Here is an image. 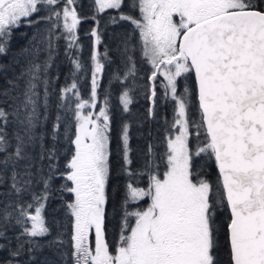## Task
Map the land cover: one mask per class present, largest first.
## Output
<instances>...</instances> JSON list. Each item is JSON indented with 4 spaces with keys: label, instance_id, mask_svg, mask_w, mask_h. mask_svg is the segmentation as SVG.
Segmentation results:
<instances>
[{
    "label": "snow or ice",
    "instance_id": "6c2138e0",
    "mask_svg": "<svg viewBox=\"0 0 264 264\" xmlns=\"http://www.w3.org/2000/svg\"><path fill=\"white\" fill-rule=\"evenodd\" d=\"M57 4L58 0H0V54L7 53L11 30L22 18L37 13L40 5ZM74 4L75 0H65L62 9L69 48L77 45L75 33L80 23ZM95 5L99 12L121 9L123 0H95ZM132 7H138L140 18L121 14L119 19L130 22L139 31L143 57L153 69L149 81L163 77L165 96L170 93L175 101L171 123L175 131L165 136L163 176L158 174L159 165L152 158L149 145L144 166L147 188L130 182L126 185L120 235L113 251L105 234L106 187L111 172L109 117L105 108L95 119L92 112H83L87 107H96L98 76L104 69L98 52L94 50L91 56V100L80 99L75 82L61 90L62 100L69 93L78 100L75 138L70 140L73 150L65 170L60 172L70 182L62 185L63 189L73 196L66 204L72 218V264H220L218 216L224 209L228 212L223 229L229 257L225 264H264V0H132ZM50 11L51 15L44 19H61L60 11ZM174 17H179V21ZM112 22L116 23V18ZM91 35L98 44L100 37L95 28ZM124 44L127 51V38ZM39 51L38 46L21 50L26 66L14 80L7 81L11 87L0 91L4 98L0 103L7 105V109L0 107V184L7 187L0 195L19 196L27 192L34 175L39 176L37 183L43 185V191L32 192V202L26 207L17 205L19 215L15 223L22 227L21 235L29 238V253L40 248L34 238L44 237L50 231L42 211L52 173L59 171L50 163L45 176L42 167L36 168L37 160L32 154L40 115L38 87L42 82L46 111L49 81H41V75L47 74L51 60L49 55L43 64L36 62ZM128 61L132 62L131 56ZM72 63L77 71L81 69L78 60ZM193 72L198 120L189 119V89L185 87L182 94H177V78ZM129 74L135 75L134 66L125 79ZM21 78H26L24 89L13 96L18 87L16 81ZM155 96L153 87L150 99ZM120 102L127 112L132 103L127 90ZM190 128L196 132L194 147L190 143ZM39 139V160L47 158L51 162L56 158L55 146L47 149L45 157L43 137ZM121 145L122 171L133 175L129 168L132 161L127 124L122 128ZM202 156L215 162V192L207 179H194L195 159ZM8 180L10 184L6 183ZM145 198L149 201L146 208L128 210L129 204ZM9 207L5 203L0 217L4 221L0 238L5 240L11 216ZM32 208L34 213L29 211ZM93 230L94 248L89 244ZM16 240L17 247L10 250L13 257L19 256L24 246L19 236ZM57 243L52 241L50 246Z\"/></svg>",
    "mask_w": 264,
    "mask_h": 264
},
{
    "label": "trees",
    "instance_id": "16d2710c",
    "mask_svg": "<svg viewBox=\"0 0 264 264\" xmlns=\"http://www.w3.org/2000/svg\"><path fill=\"white\" fill-rule=\"evenodd\" d=\"M64 3L65 0H58V4L54 6L40 5V10L37 13H34L29 18L22 19L11 30L7 53L0 54V65L7 66L0 68V91L11 87L7 81L14 80L19 76L22 68L26 66V58L21 53L22 49L38 46L40 51L36 62L41 64L51 55L47 74L41 75V81L44 79L49 81L46 111L43 83L41 82L38 87L40 115L34 130L37 142L32 148V154L37 160L36 168L42 167L45 176L49 174L50 163L59 170L52 173L48 188V198L42 211L46 226L50 231L44 237L34 238L39 243L40 248L31 253L28 251L27 240L29 238L21 235L22 227L17 225L15 220L19 215L17 205L26 207L28 203L32 202V192L39 193L43 191V185L37 183L39 176L34 175L33 183L29 186L28 191L22 192L19 196L15 194L11 196L0 195V217H2L5 203L11 205L8 208L11 216L6 231L8 240L0 238V264H5V261L9 260L12 264H72V218L67 211L66 204L73 199V196L63 189L62 185L65 183L70 184V182H67L60 175V172L65 170V164L73 150L70 140L75 138V111L78 100L71 93L68 94L65 100H62L61 90L75 82L80 99L91 100L93 68L91 56L94 50L98 52L104 69L98 76L96 107H87L83 109V112L84 114L92 112L94 117L95 111L102 104L105 106L109 116L108 136L111 172L109 183L106 187L105 234L111 250H115V245L120 235L126 185L130 182L135 186L147 188L148 175L144 166L146 159H148L149 145L152 146L153 150L152 158L159 165L158 174L161 177L163 176L165 168L161 158L166 150L165 136L169 132L175 131L171 129L175 102L169 94L165 96L164 79L162 76H157L154 81H149L148 78L151 76L153 69L143 57L139 31L130 22L119 19L121 14L140 18L138 7H132V0H123L121 9H107L104 12L97 10L95 0H75V4L72 7H75L80 23L75 33L77 45L72 48L68 47V41L65 39L66 33L63 30L62 9ZM50 8L61 12L59 21L56 20L55 16H52L51 20L44 19L51 15ZM113 18H116V23L112 22ZM29 21L32 22L30 23ZM53 25L59 26L53 27ZM94 28L98 31L100 37L98 44L95 43V37L91 35ZM125 38H127V51H125ZM49 43H51V48H49ZM129 56L132 57L131 63L128 61ZM73 60H78L81 64L79 71L75 69L72 63ZM133 66L135 75L129 74L127 79H125V74ZM25 79L21 78L16 81L18 87L12 92L13 96L22 93ZM153 87L155 88L156 96L150 99ZM185 87L189 89V119L198 120V102L193 73H186L178 77V95L184 92ZM126 90L132 100L127 112L124 111L120 102V96ZM2 99L4 98L0 97V100ZM8 102L12 103L10 99ZM0 107L7 109L6 104L0 103ZM150 108L152 109L151 115L149 114ZM8 110L11 111V109ZM125 124L129 128V144L131 148L129 155L132 161L129 168L133 175H128L122 171L121 133ZM54 127L56 129L55 140L53 139ZM11 130V127H9L8 131L11 132ZM190 133V143L194 147L197 143L195 129L190 128ZM41 136L45 147V157H47V149L55 146L56 158L51 162L47 158L43 161L39 160L41 152L39 137ZM200 139L202 140L203 136ZM2 155L0 154V156ZM195 163L197 167L194 172V179H207L213 185V192H215L218 172L214 160H209L207 156H202L196 158ZM35 170L34 168L33 171L35 172ZM8 175L10 176L11 173L9 172ZM6 183L10 184L11 181L8 180ZM6 191V185L0 184V193ZM148 203V199L145 198L143 201L129 204L127 208L129 211L146 208ZM29 211H34V208L29 209ZM227 216L228 212L226 209L222 210L218 216V225L221 226V230L218 235L217 259L220 264H225L229 258L225 231L223 229V225L228 222ZM0 225H4L2 218H0ZM17 236L20 237V241L24 246L20 255L13 257L10 255V250L17 247ZM90 238V246H92L93 232H91ZM8 241H11V243L8 244ZM52 241H57L58 243L50 246ZM60 241L62 243H59ZM6 244H8V247H3Z\"/></svg>",
    "mask_w": 264,
    "mask_h": 264
},
{
    "label": "rangeland",
    "instance_id": "374dc122",
    "mask_svg": "<svg viewBox=\"0 0 264 264\" xmlns=\"http://www.w3.org/2000/svg\"><path fill=\"white\" fill-rule=\"evenodd\" d=\"M16 27V26H15ZM178 79V78H177ZM177 92H178V89H177ZM178 94V93H177ZM180 94H182V93H180ZM179 94V95H180ZM169 96L171 97V94L169 93ZM175 102V101H174ZM101 108H105V106L104 105H102V104H100L99 105V107L97 108V110L95 111V116L93 117V119H95V117H96V115L99 113V111H100V109ZM106 109V108H105ZM107 111V110H106ZM108 114V113H107ZM109 117V116H108ZM101 121H102V118H101ZM108 124H109V120H108ZM33 213H34V211H32ZM28 226H30V224L28 225ZM93 232V242H92V246L91 247H95V233H94V230L92 231ZM90 235H91V233H90ZM90 235H89V244H90V240H91V238H90Z\"/></svg>",
    "mask_w": 264,
    "mask_h": 264
},
{
    "label": "flooded vegetation",
    "instance_id": "af4514ba",
    "mask_svg": "<svg viewBox=\"0 0 264 264\" xmlns=\"http://www.w3.org/2000/svg\"><path fill=\"white\" fill-rule=\"evenodd\" d=\"M22 19H24V18H22ZM21 19V20H22ZM174 19L178 22L179 21V17H174Z\"/></svg>",
    "mask_w": 264,
    "mask_h": 264
},
{
    "label": "water",
    "instance_id": "95a60500",
    "mask_svg": "<svg viewBox=\"0 0 264 264\" xmlns=\"http://www.w3.org/2000/svg\"><path fill=\"white\" fill-rule=\"evenodd\" d=\"M193 76H194V80H195V75H194V72H193ZM198 102V101H197Z\"/></svg>",
    "mask_w": 264,
    "mask_h": 264
}]
</instances>
